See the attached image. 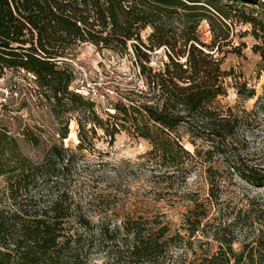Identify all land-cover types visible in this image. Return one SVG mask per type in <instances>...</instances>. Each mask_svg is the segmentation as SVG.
<instances>
[{"label":"trees","instance_id":"1","mask_svg":"<svg viewBox=\"0 0 264 264\" xmlns=\"http://www.w3.org/2000/svg\"><path fill=\"white\" fill-rule=\"evenodd\" d=\"M239 24L248 26L245 34L255 40L264 73V0H0V72L31 76L53 118L64 122L57 142L38 162L23 154L17 136L0 127V264H88L108 242L125 248L132 262L254 263L253 248L243 245L236 253L235 235L227 238L216 230L218 250L199 263L172 254V248L199 238L216 202L215 188L235 176L264 186V167L249 163L243 153L248 143L242 133L253 110L239 113L221 103L234 73L223 69L217 56L230 46ZM81 44L132 56L137 67L141 85L128 84L106 118L92 99L72 89L76 73L69 61ZM237 93L244 99L256 96L254 88ZM255 105L253 112L264 111V92ZM71 118L77 125L75 149L63 145ZM97 130L109 144L121 132L145 141L150 149L144 157L160 191L178 193L191 180L207 181L206 196L198 190L182 193L188 204L182 220L186 233H171L168 223L156 219L149 227L133 218L119 225L94 221L95 212L110 208L108 195L90 191L85 197L73 178L76 160L92 148ZM19 135L30 145L40 144L28 129ZM262 235L255 238L259 247Z\"/></svg>","mask_w":264,"mask_h":264},{"label":"rangeland","instance_id":"2","mask_svg":"<svg viewBox=\"0 0 264 264\" xmlns=\"http://www.w3.org/2000/svg\"><path fill=\"white\" fill-rule=\"evenodd\" d=\"M202 28L206 30L205 25ZM245 31H249L248 26L236 25L235 36H230V46L224 47L223 54L217 56L222 59V68L234 73L228 79L227 96L221 98V103L234 107L239 113L255 111V102L264 92V73H260V57L253 48L255 40ZM146 34L147 31L142 36ZM205 35L207 37L208 33ZM158 56L161 57L162 53ZM131 57H121L90 44L79 45L69 61L76 73L72 89L80 92L85 99H92L98 114L106 118V111H109L111 104L119 101L120 92L126 90L128 84L141 85V81L135 77L138 70ZM237 88L244 93L254 88L256 96L244 99L238 95ZM253 111L247 116L249 126L242 133L248 143L243 153L249 163L264 167V111ZM62 125L64 122L60 124L51 115L31 76L22 71L0 72V127L18 137L25 156L33 162L40 161L48 145L57 142L56 131ZM67 128L68 135L63 145L75 149L78 140L74 118L69 119ZM26 129L40 137L38 146L28 144L19 135ZM109 140L102 131L97 130L92 148L83 149L75 164L74 186L80 189L82 195L86 197L90 191L97 195L103 192L110 200L108 211L101 214L95 212L94 221L106 219L111 225H119L123 219L133 218L149 227L151 221L156 219L168 223L171 233L185 232L187 226L183 227L182 220L188 204L182 193L185 190H198L202 197L206 196L209 189L207 181L203 177L198 181L191 180L188 185L181 186L178 193L173 190L160 191L150 170L152 163L144 157V153L150 149L149 145L124 132L115 135L112 144H109ZM185 146L191 150L187 143ZM84 182L88 187L83 188ZM213 194L216 202L213 201L207 219L199 228V238H192L190 246L185 242L186 245L181 248H172L173 256L185 263H199L205 254L218 250L219 243L212 236L216 230L227 238L235 235L232 247L236 253L246 245L254 249L253 264H264V235L261 236L262 246L255 242L256 235L264 233V186L249 185L235 176L226 180L224 187L215 188ZM88 264L153 263L132 262L125 248L108 242L103 249L94 251Z\"/></svg>","mask_w":264,"mask_h":264}]
</instances>
